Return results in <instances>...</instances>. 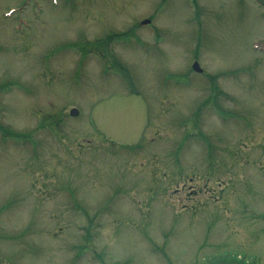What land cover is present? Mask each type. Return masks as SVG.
<instances>
[{"label": "rangeland", "instance_id": "rangeland-1", "mask_svg": "<svg viewBox=\"0 0 264 264\" xmlns=\"http://www.w3.org/2000/svg\"><path fill=\"white\" fill-rule=\"evenodd\" d=\"M131 93L137 147L92 124ZM244 262L264 264V0H0V264Z\"/></svg>", "mask_w": 264, "mask_h": 264}, {"label": "water", "instance_id": "water-1", "mask_svg": "<svg viewBox=\"0 0 264 264\" xmlns=\"http://www.w3.org/2000/svg\"><path fill=\"white\" fill-rule=\"evenodd\" d=\"M194 69L202 71L198 63L194 64ZM70 114L77 116L79 111L74 108ZM92 118L99 131L112 141L136 145L148 126V106L138 94L114 95L95 106Z\"/></svg>", "mask_w": 264, "mask_h": 264}, {"label": "flooded vegetation", "instance_id": "flooded-vegetation-1", "mask_svg": "<svg viewBox=\"0 0 264 264\" xmlns=\"http://www.w3.org/2000/svg\"><path fill=\"white\" fill-rule=\"evenodd\" d=\"M223 92V91H222ZM221 113V112H220ZM221 185V184H220Z\"/></svg>", "mask_w": 264, "mask_h": 264}]
</instances>
